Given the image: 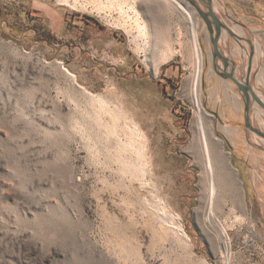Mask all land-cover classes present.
<instances>
[{"label": "rangeland", "instance_id": "rangeland-1", "mask_svg": "<svg viewBox=\"0 0 264 264\" xmlns=\"http://www.w3.org/2000/svg\"><path fill=\"white\" fill-rule=\"evenodd\" d=\"M215 1L251 41L249 82L264 103V2ZM166 2L133 5L149 29H170L176 55L155 71L153 49L137 51L115 12L107 21L57 0H0V264H264V140L243 128L240 93L212 68L203 20L186 0ZM245 40L223 31L218 44L238 80ZM198 111L220 142L216 160L225 155V185L197 143ZM250 120L264 132L254 102ZM126 124L143 150L120 163Z\"/></svg>", "mask_w": 264, "mask_h": 264}, {"label": "bare ground", "instance_id": "bare-ground-1", "mask_svg": "<svg viewBox=\"0 0 264 264\" xmlns=\"http://www.w3.org/2000/svg\"><path fill=\"white\" fill-rule=\"evenodd\" d=\"M57 1L62 4L68 5L74 9H80V10L90 9L92 12L96 13L98 16L105 18L107 21L111 19L108 18L109 13L115 12L118 16L119 21L117 22L115 21V23L114 21H112L113 22L112 24L118 27H122L127 31L128 34L132 36V42L135 44L137 51H139L140 53H144V56L146 57L148 49L149 48L153 49V58H154L153 63H154L155 71L158 70V68L161 65L167 63L176 55V51L173 48V44H172L173 42H172L170 29L167 26H158V25H155L154 27H151L149 29L148 28L149 26H147L146 21H141L138 10H136V8H134L133 6L136 0H93L90 2H87V0H57ZM163 1L169 5H172L169 2H166V0ZM190 12H192V10H190ZM190 28H194V22H192V16H190ZM196 51L199 55L198 59L200 62L199 64V70H200L201 51L198 43L196 45ZM185 60L187 64L190 62L187 59ZM197 95H199V88H197ZM91 99L93 101H97L98 98L93 97ZM198 104L200 105L199 99H198ZM203 115L204 113L202 111L195 112L193 129H196L197 131L196 133L198 137L197 143L199 144L200 142L199 140H202V146L204 147V151L206 153L208 151L207 153L208 169L210 171L212 170L214 176H215V171L219 174L222 173V184L225 185L227 183V181L225 183L226 172L222 170V168H224L226 165L224 164L225 155L221 150V154L223 157L222 162L216 160L215 152L213 151V149L216 148L217 146L220 147L221 149L220 142L210 135H209L210 137L209 139L208 137H206V135H204L205 126L202 120ZM116 128H117V124L115 123L114 127H111L106 130V133H117ZM139 131L134 126L131 127L130 125L127 124L123 126L122 132L130 133V135L125 144L118 145L116 158L117 160H121L120 163H122L123 161L122 153L129 151L130 149H134L138 157L141 156L143 148L141 146V140H140L141 135ZM133 170H135V174H137L138 176L141 175V177H143V171L141 170L140 167ZM133 170L129 167L128 162H124L123 172L131 173ZM157 211L160 212V209H157ZM164 214H166L169 220L168 223L171 225V228L181 232V230L178 227H176L174 223H172L171 220L172 218L170 216L171 214L170 213H164Z\"/></svg>", "mask_w": 264, "mask_h": 264}, {"label": "water", "instance_id": "water-1", "mask_svg": "<svg viewBox=\"0 0 264 264\" xmlns=\"http://www.w3.org/2000/svg\"><path fill=\"white\" fill-rule=\"evenodd\" d=\"M186 1L195 9L199 17L203 20V22L206 25L207 32L209 35V41L212 46L211 56H212V63L215 72L220 77L231 81L241 95L244 105V127L264 139V133L261 130L252 127L248 118L249 111L251 109L253 102L256 103L259 107L264 109V103L256 96L249 82L251 66H252V58L254 54V49L252 47L251 41L245 40L241 36L234 33V31H232L220 20V18L214 12L212 0H186ZM196 1L198 3H196ZM223 31L226 32L231 37L232 40L236 42L245 40L249 44L250 53L248 56V65H247L245 77L242 80H237L236 77L234 76V70L236 68L234 61L222 55L219 50L218 43L222 36ZM216 60H219L221 62L222 64L221 67L218 66Z\"/></svg>", "mask_w": 264, "mask_h": 264}, {"label": "flooded vegetation", "instance_id": "flooded-vegetation-1", "mask_svg": "<svg viewBox=\"0 0 264 264\" xmlns=\"http://www.w3.org/2000/svg\"><path fill=\"white\" fill-rule=\"evenodd\" d=\"M196 3H198L197 1H196ZM220 41V40H219ZM219 44V43H218ZM219 47V46H218ZM219 50H220V48H219ZM220 52H221V50H220ZM221 54L222 55H224L222 52H221ZM225 56V55H224ZM226 57V56H225ZM229 58V57H228ZM231 59V58H230ZM232 61H233V59H231ZM217 62H220L219 60H216V63ZM221 63V62H220ZM211 66H212V68H213V63H212V56H211ZM218 66H220V65H218ZM221 66H222V64H221ZM220 66V67H221ZM214 69V68H213ZM219 71V70H218ZM251 74V73H250ZM234 76L236 77V74H235V70H234ZM236 79H237V77H236ZM238 80V79H237ZM253 89V88H252ZM253 91H254V89H253ZM254 93H255V91H254ZM256 94V93H255ZM257 96V95H256ZM258 97V96H257ZM261 108V107H260ZM261 109H263V108H261ZM264 110V109H263ZM250 111H251V109H250ZM250 111H249V121H250V124H251V126L252 127H254L253 126V124L251 123V120H250ZM242 116H243V128L245 129V130H248V131H250L249 129H246L245 127H244V105H243V111H242ZM255 129H257V128H255ZM251 132V131H250ZM251 133H253V132H251ZM264 133V132H263ZM258 136V135H257ZM261 138V137H260ZM263 139V138H262ZM264 140V139H263ZM258 147H261V145L259 144V145H257Z\"/></svg>", "mask_w": 264, "mask_h": 264}, {"label": "crops", "instance_id": "crops-1", "mask_svg": "<svg viewBox=\"0 0 264 264\" xmlns=\"http://www.w3.org/2000/svg\"><path fill=\"white\" fill-rule=\"evenodd\" d=\"M237 1H239V0H234L233 2L234 3H232V6H236L237 5ZM218 2H219V4L222 6V0H218ZM264 2V0H260V1H258V7L260 8V7H262V3ZM212 4H213V7H214V5L216 4V1L215 0H212ZM220 6V7H221ZM229 44H232V43H229ZM227 169H228V167L225 165V167L224 168H222V170H224L225 172L227 171ZM237 170V169H236Z\"/></svg>", "mask_w": 264, "mask_h": 264}]
</instances>
